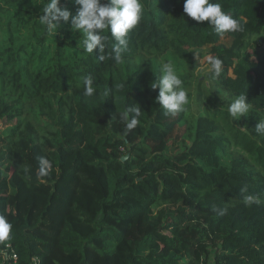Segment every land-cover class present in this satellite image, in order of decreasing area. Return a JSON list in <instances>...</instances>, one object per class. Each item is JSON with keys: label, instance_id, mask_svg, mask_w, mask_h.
<instances>
[{"label": "trees", "instance_id": "obj_1", "mask_svg": "<svg viewBox=\"0 0 264 264\" xmlns=\"http://www.w3.org/2000/svg\"><path fill=\"white\" fill-rule=\"evenodd\" d=\"M49 2L0 0V216L13 226L0 264H87V251L97 264H264V0H219L241 24L227 33L188 17L184 0H140L119 61L108 29L105 48L89 53L71 17L43 21ZM204 48L223 62L213 84L246 94L248 131L227 124L216 98L204 96L198 115L189 102L176 114L156 102L148 59L169 52L188 65ZM127 105L141 108L131 130Z\"/></svg>", "mask_w": 264, "mask_h": 264}, {"label": "clouds", "instance_id": "obj_2", "mask_svg": "<svg viewBox=\"0 0 264 264\" xmlns=\"http://www.w3.org/2000/svg\"><path fill=\"white\" fill-rule=\"evenodd\" d=\"M60 0H50L45 8V15L42 20L49 26L59 28V22L69 21L71 17V26L77 30H82L86 38L84 39L85 50L93 53V50L99 52L105 48L106 37L102 35L103 30L108 29L116 43L113 45L114 59L119 61L122 53L126 50L128 32L137 26L142 18V5L140 0H107L102 3L101 0H74L79 7L75 15L66 8L58 7ZM183 12L196 22L207 21L215 32L227 33L236 32L241 29L240 22L223 10L219 0H184ZM219 58H211V69L215 75H219L222 65ZM155 83L151 85L152 89H158L156 102H158L167 113L176 114L183 110L188 103V94L183 89V81L179 78L171 63L163 65V75L157 76ZM84 95L93 96L95 93L94 78L87 75L83 79ZM107 95V93H105ZM137 105V104H135ZM140 107L127 105L121 119L127 121L126 128L133 129L138 124ZM249 111L246 94L238 95L229 106V113L235 119L246 115ZM258 133H264V123H257L255 127ZM51 163L46 158H40V175H46L50 170ZM247 188H242L241 192H246ZM247 203H259V198L247 196ZM12 224L4 216H0V238L7 237Z\"/></svg>", "mask_w": 264, "mask_h": 264}, {"label": "rangeland", "instance_id": "obj_3", "mask_svg": "<svg viewBox=\"0 0 264 264\" xmlns=\"http://www.w3.org/2000/svg\"><path fill=\"white\" fill-rule=\"evenodd\" d=\"M5 23V19H0V24ZM6 38H9L6 29L0 27V40H6ZM22 41V40H20ZM20 41H14L12 44V47H16L17 43H20ZM223 42H228L227 39H224ZM260 45V49H264V42ZM211 56L209 55V49L204 48L202 51H200L194 58V63L192 64H184L180 60H178L175 56H173L171 53H166L162 55L161 57H157V59H148L147 63L151 64V68L154 71V76L157 78V76L163 75V65L165 63H171L177 76L181 78L183 82H186V84H183V89L188 94V102L192 107V111L195 112V115H198V111L202 113L204 109L208 106L204 103L201 99L206 97L210 98H216V109L218 110H226V113L228 115V123L230 126L233 127V129H238L241 132L248 131L245 126V122L249 118V114H251L250 110L246 115H242L240 118L233 120L234 118L229 113V106L233 102L235 98L231 97L230 94L224 90L219 89L218 87L213 84V81L209 78L210 73L212 72L211 64H210ZM45 120V119H43ZM47 123L46 121H43V124ZM101 125V124H100ZM105 126V125H102ZM250 131V130H249ZM260 139V137H258ZM183 143L185 145H189L191 143V139L189 137H185L183 140ZM122 151V150H121ZM229 152L231 155H235L236 157H243L247 158V155L245 152L241 151L238 147H235L234 145L231 146L229 149ZM128 157V156H126ZM126 157H124L126 159ZM214 249L211 250V253L209 254V258L212 261V255H213ZM87 264H97V260L95 258V255L87 251ZM103 264H119L116 260H111L110 262L103 263Z\"/></svg>", "mask_w": 264, "mask_h": 264}, {"label": "water", "instance_id": "obj_4", "mask_svg": "<svg viewBox=\"0 0 264 264\" xmlns=\"http://www.w3.org/2000/svg\"><path fill=\"white\" fill-rule=\"evenodd\" d=\"M121 160H122V161H124V160H125V158L123 157Z\"/></svg>", "mask_w": 264, "mask_h": 264}]
</instances>
